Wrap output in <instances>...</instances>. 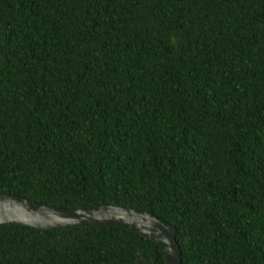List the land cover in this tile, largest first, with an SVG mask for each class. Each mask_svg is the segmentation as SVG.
I'll return each mask as SVG.
<instances>
[{
  "label": "trees",
  "instance_id": "16d2710c",
  "mask_svg": "<svg viewBox=\"0 0 264 264\" xmlns=\"http://www.w3.org/2000/svg\"><path fill=\"white\" fill-rule=\"evenodd\" d=\"M0 193L118 204L183 264H264V0H0ZM0 264H165L118 225L0 224Z\"/></svg>",
  "mask_w": 264,
  "mask_h": 264
},
{
  "label": "water",
  "instance_id": "95a60500",
  "mask_svg": "<svg viewBox=\"0 0 264 264\" xmlns=\"http://www.w3.org/2000/svg\"><path fill=\"white\" fill-rule=\"evenodd\" d=\"M11 222L46 229L69 225H118L158 243L165 264H183L175 225L148 210L106 203L64 207L32 201L16 193H0V224Z\"/></svg>",
  "mask_w": 264,
  "mask_h": 264
}]
</instances>
